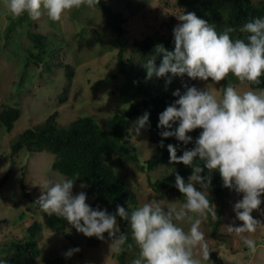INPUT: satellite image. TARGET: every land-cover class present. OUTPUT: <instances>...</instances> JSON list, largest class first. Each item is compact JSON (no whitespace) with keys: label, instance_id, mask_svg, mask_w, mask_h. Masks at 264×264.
<instances>
[{"label":"clouds","instance_id":"9594fccd","mask_svg":"<svg viewBox=\"0 0 264 264\" xmlns=\"http://www.w3.org/2000/svg\"><path fill=\"white\" fill-rule=\"evenodd\" d=\"M99 4L100 0H4L13 18L27 14L36 20L46 14L53 22L61 21L72 9L95 8ZM177 18L181 23L173 28L174 50L163 44L155 46L154 53L143 63L146 79L165 78L167 86L174 77L186 74L191 80L219 85L231 74L241 83H261L264 16L254 17L240 27L239 31L246 34L244 38L233 37L237 30L231 26L218 31L195 11ZM183 89L173 91L177 98L159 113L157 125L162 137L160 147L170 137L183 145L193 143L181 155H177L178 145H167L170 163L182 162L192 169L187 181L179 172L175 174V187L182 193L183 203L166 206L162 199H154L131 212L120 204L109 212L90 205L85 191L74 194L76 179L62 177L43 180L35 201L38 207L48 216L63 218L86 237L110 239L111 250L118 255L126 251L129 241V234L121 230L119 223L126 221L139 250L131 264H205L212 250L201 224L202 218L220 220L216 204L209 199L213 172L218 170L223 186L242 194L233 205L235 219L242 223L230 224L227 230L243 242L246 255L254 256L259 245L250 234L264 226L252 215L254 210L264 215L260 207L264 203V88L241 91L228 83L218 93L208 86L198 88L183 83ZM149 116L145 112L137 119L136 133L148 124ZM196 129L201 131L194 138L189 133ZM79 251V247L71 248L64 255L71 257ZM0 264L7 261L0 260Z\"/></svg>","mask_w":264,"mask_h":264},{"label":"rangeland","instance_id":"374dc122","mask_svg":"<svg viewBox=\"0 0 264 264\" xmlns=\"http://www.w3.org/2000/svg\"><path fill=\"white\" fill-rule=\"evenodd\" d=\"M105 1L111 8L109 19L112 22L120 21L126 30L120 37L106 26L108 16L97 6L72 9L59 22L49 20L46 14L36 20L28 16V23L13 18L5 7L4 0H0V110L5 105L19 109V117L11 131H6L0 125L1 260L10 253L7 250L10 244L26 239V222L35 219L41 225L36 236L40 254L34 261L27 259L23 264H40L46 257L64 255L67 250L75 247L80 248L79 252L70 257L75 264H118L112 256L110 239L90 247L85 244L82 234L69 223H66L62 231L52 230L45 224L44 212L35 201L41 194L40 185L44 179L64 177L51 167L55 155L47 150L33 153L26 149L15 153L11 150V144L24 129L43 122L53 111L58 113L59 125H67L76 116L89 115L104 127L111 115L126 109L129 100L139 96L134 91L125 96L119 93L118 86L122 76L115 64L119 39L126 44L124 56L128 57L135 40L154 32L172 33L173 28L181 23L177 16L182 12L175 5L176 0ZM252 1L257 3L261 0ZM11 20L13 26L8 29ZM30 32L48 35L50 44L47 54L53 53L48 58L54 66L51 72L33 62L25 66L31 51L32 41L28 37ZM65 64L74 68L70 78L66 75ZM113 72L119 74L106 81V76ZM146 81L155 85L153 92L157 91L159 78L153 76ZM195 82L198 88L208 86L218 93L226 86L222 81L219 85L211 84L210 81ZM231 84L241 91L250 88L248 83ZM138 118L132 119L127 126L129 137L125 142L128 151L133 152V148L135 156L143 161L155 152L156 147L147 139L146 127L136 133L135 122ZM106 160L113 164L119 177L135 191L138 203L133 208L154 199H162L166 206H179L183 203L174 196L162 195L149 187L148 178L154 180L170 171L164 165L144 172L139 169L135 159L125 161L111 153ZM21 181L28 194L22 190ZM81 184L85 183L75 182L74 194L86 192L87 187L82 188ZM210 196L213 197L212 202L219 207L211 190ZM241 197L242 194L229 189L220 212H217L221 220L215 233L212 232L211 218H202L201 230L205 232L217 264H264V226L250 234L259 245L258 251L251 257L246 255L248 250L243 242L227 230L230 224L242 223L235 219L233 212L234 203ZM89 201L90 198L87 202ZM260 207L264 209V203ZM252 215L264 222V215L260 211L254 210ZM184 227L187 230L188 225L184 224ZM205 264L212 262L207 261Z\"/></svg>","mask_w":264,"mask_h":264},{"label":"trees","instance_id":"16d2710c","mask_svg":"<svg viewBox=\"0 0 264 264\" xmlns=\"http://www.w3.org/2000/svg\"><path fill=\"white\" fill-rule=\"evenodd\" d=\"M175 5L184 12L195 11L196 14L211 24L215 25L218 31H223L225 27H234L237 31L233 37L244 38L245 33L239 31L240 27L250 19L257 16H264V0L253 3L252 0H176ZM106 13V26L117 33V37L126 33L125 28L120 21L112 22L109 19L111 8L105 0H100L97 5ZM20 21L30 23L27 14L19 17ZM12 21V20H11ZM13 26V21L7 27ZM29 39L32 41L29 57L26 59L25 66L30 62L36 65L44 66L47 71H52L53 64L48 61L49 37L41 33L30 32ZM163 44L169 50H174L173 32L151 33L145 35L140 40H135L130 56L125 57L124 51L126 44L119 39V47L116 52V65L118 72L122 76L119 93L123 96L129 95V92H135L139 96L135 99L131 98L126 109L114 113L105 122V126L101 127L97 121L89 116H76L67 125H59L57 122L58 113L53 111L45 120L32 127L24 129L18 138L11 144L13 153L26 149L30 153L47 150L55 155V159L51 164L53 170L60 172L64 177H72L76 181L83 182L87 185L86 193L93 207L99 205L101 208H107L109 212H114L116 205H123L131 212L138 203L135 191L126 184V182L116 173L113 164L106 160L107 155L114 153L122 160L135 159L139 169L144 172H150L159 165H164L170 171L166 174L152 180L148 178V185L155 192L162 195H171L177 199L184 201L182 193L175 187V174H179L187 181L192 169L185 166L182 162H171L170 153L167 149L169 143L178 145L177 155H181L185 147L191 148L193 143L183 145V142L170 137L164 140V147H160L159 141L162 137L159 135L160 129L158 125V116L169 104L177 97L172 95L173 91L180 88L183 91V83L189 86L196 85L195 80H191L185 74L184 77H174L170 85L166 86L165 78L160 79V85L157 91L153 92L155 85L146 81V69L143 63L149 55L154 53L155 46ZM35 49V51H32ZM161 61L157 59V64ZM66 75L70 78L73 75V67L70 64L64 65ZM113 72L106 76V81L116 77L119 73ZM226 85L228 83L239 82L234 76H229L222 81ZM251 88H264V77L261 78L259 85H250ZM198 87V86H197ZM145 112L150 113L149 122L145 126L147 129V139L155 144V152L148 158L141 161L133 152L128 151L125 139L129 137L127 126L135 117H141ZM19 117V109L15 106L5 105L0 110V125L6 131H11L14 122ZM201 129H196L189 133L194 138L197 137ZM78 174V175H77ZM207 174V170H205ZM2 181L4 178L1 179ZM1 181V182H2ZM75 181V182H76ZM22 190H24L23 181H21ZM216 197L220 212L221 206L227 198L229 188L223 186V181L218 170L213 172L212 187L210 189ZM25 191V190H24ZM26 194H28L25 191ZM213 201V197L209 196ZM219 216V215H218ZM210 218V217H209ZM45 224L52 230L62 231L67 221L63 218L48 216L43 214ZM119 220V218H118ZM221 220V218H220ZM220 220L213 221L212 232L215 233ZM121 230L129 234L128 244L125 246L126 251L122 254L112 253L118 264H131V261L138 255V248L131 239V231L126 221L119 220ZM41 225L35 219H29L26 222V239L24 241H16L7 247L9 254L2 257L7 264H23L25 260L34 261L40 254L36 236ZM82 234V233H81ZM107 238V233L104 234ZM84 242L87 246L93 247L100 244L101 240L95 236L86 237L82 234ZM214 253L210 254V261L214 262ZM1 260V259H0ZM40 264H75L70 257L65 255H57L54 257H46Z\"/></svg>","mask_w":264,"mask_h":264}]
</instances>
